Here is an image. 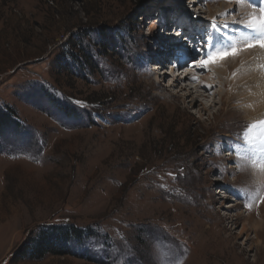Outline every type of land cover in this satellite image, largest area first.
<instances>
[{
    "label": "rangeland",
    "instance_id": "rangeland-1",
    "mask_svg": "<svg viewBox=\"0 0 264 264\" xmlns=\"http://www.w3.org/2000/svg\"><path fill=\"white\" fill-rule=\"evenodd\" d=\"M233 2L0 0V110L18 125L0 134V264H264L249 124L198 67L238 36L235 11L217 17ZM56 226L82 231L70 255L15 261Z\"/></svg>",
    "mask_w": 264,
    "mask_h": 264
},
{
    "label": "bare ground",
    "instance_id": "bare-ground-1",
    "mask_svg": "<svg viewBox=\"0 0 264 264\" xmlns=\"http://www.w3.org/2000/svg\"><path fill=\"white\" fill-rule=\"evenodd\" d=\"M233 1L232 5L222 4L220 7L221 13L219 12L218 16L214 15L224 18L227 11H235L237 15L228 17L227 20L232 21H228L227 23L232 28L231 35L238 36H228V38L223 36L226 39L223 42L217 41L216 37H213L212 42H217L216 46H211L210 49L207 47L208 51H204L203 53L204 56H207V59L209 56L213 57L215 62H210L206 68H201L203 69L202 76L206 77L210 75L209 77L217 79V82H220L223 78L227 80L224 87L227 86L228 88L229 103L240 104L233 107L237 108L239 113H242L244 122H247V125L249 124L247 141L252 151H255V162L252 167L249 164L247 170L256 183L264 187V48H260L258 42L250 38L255 33L250 32L249 28L246 27L250 21L259 20L261 9L264 8V0L262 4L258 3L257 0ZM246 3L256 6V12L251 10ZM244 31L245 34H243ZM249 44H256L257 46L249 48ZM233 48L237 54L223 55L225 52H231ZM167 52L171 54L172 51L168 50ZM203 59L201 58L199 62L203 61ZM186 87L189 88L184 89L181 86L180 92L191 95L193 97L191 102H194L196 105V101H198L195 98L196 93L190 86ZM214 88V84L209 82L206 90L211 91ZM199 105L202 104L199 103ZM201 108L203 110L207 109L206 106H201ZM209 108H211V105L208 106Z\"/></svg>",
    "mask_w": 264,
    "mask_h": 264
},
{
    "label": "trees",
    "instance_id": "trees-1",
    "mask_svg": "<svg viewBox=\"0 0 264 264\" xmlns=\"http://www.w3.org/2000/svg\"><path fill=\"white\" fill-rule=\"evenodd\" d=\"M103 38L100 37L98 40L102 49L106 48L107 45L109 46L113 44L111 36H108L107 39ZM68 55L73 60L78 61L79 59V56L71 51L68 52ZM85 57L86 61H84L86 64L91 63L88 61L90 58H87V56ZM92 65L95 67L94 64ZM13 115L14 113L8 108L6 113L0 110V134L9 127L18 126L17 123L12 120ZM82 238V231L73 229V227L56 226L44 228L39 231L38 236L35 239H32L27 245L24 246L23 249L19 251L18 255H16L14 259L15 261H41L46 256H67L71 254L68 250L71 243L81 241Z\"/></svg>",
    "mask_w": 264,
    "mask_h": 264
},
{
    "label": "snow or ice",
    "instance_id": "snow-or-ice-1",
    "mask_svg": "<svg viewBox=\"0 0 264 264\" xmlns=\"http://www.w3.org/2000/svg\"><path fill=\"white\" fill-rule=\"evenodd\" d=\"M246 27L249 28L250 32L255 33V35L251 36L250 38L252 40H255L258 42V46L260 48H264V8L261 9V16L259 18V20H253L250 21L249 24L246 25ZM257 46L256 44H249L248 47L252 48ZM236 50L233 48L231 52H225L223 55L227 56V55H235ZM223 58V57H221ZM210 62H215L213 57L209 56L208 59L201 61L198 64V67L200 68H206L208 63Z\"/></svg>",
    "mask_w": 264,
    "mask_h": 264
}]
</instances>
